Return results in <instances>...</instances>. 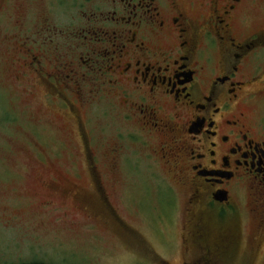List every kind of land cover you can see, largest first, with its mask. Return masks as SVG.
<instances>
[{"label": "flooded vegetation", "instance_id": "flooded-vegetation-1", "mask_svg": "<svg viewBox=\"0 0 264 264\" xmlns=\"http://www.w3.org/2000/svg\"><path fill=\"white\" fill-rule=\"evenodd\" d=\"M71 1L64 27L61 0H0L25 15L9 24L25 32L18 79L86 146L82 173L43 168L33 198L60 223L80 215L74 228L98 221L138 264H174L175 249L177 264H264V0ZM110 110L128 126L111 138ZM20 196L5 218L25 219Z\"/></svg>", "mask_w": 264, "mask_h": 264}, {"label": "rangeland", "instance_id": "rangeland-1", "mask_svg": "<svg viewBox=\"0 0 264 264\" xmlns=\"http://www.w3.org/2000/svg\"><path fill=\"white\" fill-rule=\"evenodd\" d=\"M79 8L74 10L71 0H61L60 16L56 19L59 18L61 26H69L75 19L74 14L80 13ZM21 17L25 18V15L18 11L0 12V264H138V257L121 245L116 233L98 221L91 231L74 228L71 221L82 222L80 215L76 218L68 211L69 220L60 223L55 221L58 212L50 211L48 216L47 210L42 208V200L33 198L36 193L42 192L36 177L43 168L48 171L54 168L76 169L82 173L87 168L84 157L86 146L79 139L73 124L54 111V106L41 103L40 94L30 93L25 79H18L23 68L12 48L16 41L25 40V32L9 24ZM17 36L19 38L15 39ZM43 114L49 117L47 121L42 119ZM106 120L110 138L128 130L121 116L118 117L112 110ZM103 122V119L95 122V128H98L95 135L99 140ZM129 131H133L130 126ZM104 143V148H108L112 142L106 139ZM125 143L132 146L128 141ZM134 154L131 150L127 153L136 157ZM140 164L136 166L148 168L146 161ZM101 167H104L102 161ZM129 177L131 185L135 184L133 180L139 181L136 177ZM141 178L145 179L144 176ZM81 183L87 185V180L83 177ZM23 193L29 197L25 199V204L11 202L10 207L17 203L13 209L24 210L25 219L15 222L5 218V213H2L8 206V197L21 198ZM180 208L182 210L179 201ZM21 211L14 213L21 215ZM177 232V227L168 232L175 241L173 244L178 238ZM147 236L159 249L158 237L149 233ZM166 258L177 264L181 260L180 251L175 249ZM262 259L263 254H260L253 264H261Z\"/></svg>", "mask_w": 264, "mask_h": 264}]
</instances>
